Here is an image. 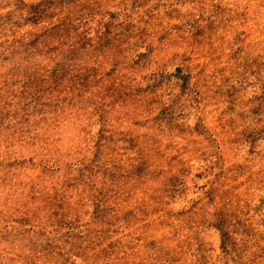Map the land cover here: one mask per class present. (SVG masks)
Returning a JSON list of instances; mask_svg holds the SVG:
<instances>
[{
  "label": "rangeland",
  "instance_id": "374dc122",
  "mask_svg": "<svg viewBox=\"0 0 264 264\" xmlns=\"http://www.w3.org/2000/svg\"><path fill=\"white\" fill-rule=\"evenodd\" d=\"M0 264H264V0H0Z\"/></svg>",
  "mask_w": 264,
  "mask_h": 264
}]
</instances>
